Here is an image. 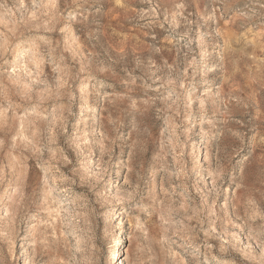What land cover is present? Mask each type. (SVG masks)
I'll return each mask as SVG.
<instances>
[{"label":"clouds","instance_id":"1","mask_svg":"<svg viewBox=\"0 0 264 264\" xmlns=\"http://www.w3.org/2000/svg\"><path fill=\"white\" fill-rule=\"evenodd\" d=\"M0 264H264V0H0Z\"/></svg>","mask_w":264,"mask_h":264}]
</instances>
